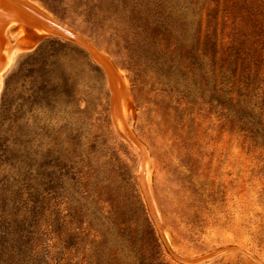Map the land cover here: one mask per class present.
<instances>
[{
  "label": "rangeland",
  "instance_id": "obj_1",
  "mask_svg": "<svg viewBox=\"0 0 264 264\" xmlns=\"http://www.w3.org/2000/svg\"><path fill=\"white\" fill-rule=\"evenodd\" d=\"M23 1L113 78L0 0V264H184L118 103L171 250L264 264V0Z\"/></svg>",
  "mask_w": 264,
  "mask_h": 264
},
{
  "label": "water",
  "instance_id": "obj_2",
  "mask_svg": "<svg viewBox=\"0 0 264 264\" xmlns=\"http://www.w3.org/2000/svg\"><path fill=\"white\" fill-rule=\"evenodd\" d=\"M8 6H10L14 11L21 12L22 10H27L31 17L32 21L36 27L37 30L43 32L45 35L49 37H56L60 38L69 42H73L83 48L89 56L104 70L105 74L107 75L108 79L112 81L113 75L111 72V69L107 63V60L104 56H102L96 48H93L83 40L79 35H77L75 32L71 31L70 29L66 28L63 24H61L56 19L42 13L39 11H36L32 9L28 4L23 0H6ZM6 63V57L5 55L0 59V73L4 69ZM115 123L116 127L119 129V131L123 134L125 139L130 142L139 153V167L141 169V176H140V185L142 187V190L145 194V197L147 199L149 210L152 215V218L157 226L158 232L160 234V237L166 246L168 252L171 254V256L177 260L178 262L184 263V264H201L202 259L195 258V259H187L183 258L177 254H175L167 240L166 237L162 231V228L159 224V221L157 219L156 213L151 205V202L149 200L147 187H146V177H145V170H146V160H147V153L144 149L143 145L136 139L132 131L128 128L126 123L123 121L122 118V111H121V104L118 103L116 107V115H115Z\"/></svg>",
  "mask_w": 264,
  "mask_h": 264
},
{
  "label": "bare ground",
  "instance_id": "obj_3",
  "mask_svg": "<svg viewBox=\"0 0 264 264\" xmlns=\"http://www.w3.org/2000/svg\"><path fill=\"white\" fill-rule=\"evenodd\" d=\"M24 2V1H23ZM19 28V27H18ZM39 33H41L42 35H44V37H48L47 35H45L43 32L37 30ZM89 44V43H88ZM90 45V44H89ZM92 46V45H90ZM93 47V46H92ZM20 47H13L10 51H6L5 52V57H6V63H5V66H4V70L5 68H7L11 62H13V60L15 59L16 55L22 50V48L18 49ZM94 48V47H93ZM1 85H2V72L0 73V89H1ZM124 105V104H123ZM124 107V106H123ZM121 111H122V105H121ZM122 118H123V115H122ZM123 121H124V118H123ZM125 122V121H124ZM148 157V156H147ZM140 168V167H139ZM149 170V162L146 160V174ZM141 171V169H140ZM141 176V173L139 174ZM146 177V176H145Z\"/></svg>",
  "mask_w": 264,
  "mask_h": 264
}]
</instances>
